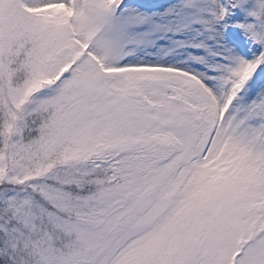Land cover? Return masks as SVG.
I'll list each match as a JSON object with an SVG mask.
<instances>
[{
  "label": "snow or ice",
  "instance_id": "obj_1",
  "mask_svg": "<svg viewBox=\"0 0 264 264\" xmlns=\"http://www.w3.org/2000/svg\"><path fill=\"white\" fill-rule=\"evenodd\" d=\"M0 264H264V0H0Z\"/></svg>",
  "mask_w": 264,
  "mask_h": 264
}]
</instances>
